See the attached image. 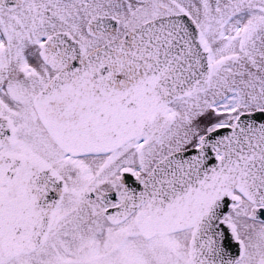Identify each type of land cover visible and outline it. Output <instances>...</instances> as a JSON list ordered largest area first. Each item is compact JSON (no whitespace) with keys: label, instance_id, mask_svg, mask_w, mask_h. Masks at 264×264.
I'll list each match as a JSON object with an SVG mask.
<instances>
[{"label":"snow or ice","instance_id":"6c2138e0","mask_svg":"<svg viewBox=\"0 0 264 264\" xmlns=\"http://www.w3.org/2000/svg\"><path fill=\"white\" fill-rule=\"evenodd\" d=\"M0 264H264V0H0Z\"/></svg>","mask_w":264,"mask_h":264}]
</instances>
